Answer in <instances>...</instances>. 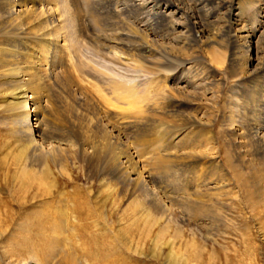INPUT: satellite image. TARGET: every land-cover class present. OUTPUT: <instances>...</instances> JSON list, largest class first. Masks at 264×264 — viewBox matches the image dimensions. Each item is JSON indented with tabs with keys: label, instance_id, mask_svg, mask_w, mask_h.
Returning a JSON list of instances; mask_svg holds the SVG:
<instances>
[{
	"label": "rangeland",
	"instance_id": "1",
	"mask_svg": "<svg viewBox=\"0 0 264 264\" xmlns=\"http://www.w3.org/2000/svg\"><path fill=\"white\" fill-rule=\"evenodd\" d=\"M55 1L65 45L53 56L35 40L28 49L46 75L32 132L46 146L44 171L9 130L0 82V264H264V146L228 111L245 89H264V0H177L184 14L168 16L159 1ZM233 4L232 26L224 13ZM236 24L255 27L249 46L235 39ZM104 130L150 195L114 175L103 150L80 148ZM185 133L208 140L192 166H170L167 149L182 151L175 137ZM202 174L226 185L202 191L204 208L184 210L181 185ZM202 209L217 219L201 224Z\"/></svg>",
	"mask_w": 264,
	"mask_h": 264
},
{
	"label": "bare ground",
	"instance_id": "2",
	"mask_svg": "<svg viewBox=\"0 0 264 264\" xmlns=\"http://www.w3.org/2000/svg\"><path fill=\"white\" fill-rule=\"evenodd\" d=\"M138 1L137 4L141 6L149 4L154 5L157 1L163 2V9L157 10L160 11L159 13L163 16H168L170 13L178 15L184 14L182 7L178 4L177 0ZM47 2L49 5L46 4ZM55 2V0H0V82L1 86H4V88L1 89V94L4 96V98L8 97L9 101L7 102V106L4 110L8 114V118L11 117V119L6 120H10L8 123L10 124V132L18 135L17 137L20 140L27 142L30 152L40 157V165L43 171L46 169L44 162L46 146L38 144V142H36V140L33 138L32 132L34 131V128H39L37 113L40 104V98L44 92L45 86H47L44 78L46 75L44 74L43 76L41 71L38 70V67L41 66L42 60H40L37 55H34V53H28V49L31 48V41L35 40L38 42V52L40 51L46 53L47 55L49 52H52L51 55L53 56V53H56L60 47L65 45L62 35L59 33H54L55 31L60 30L62 26L59 22L60 19L58 18L60 17V12L57 10V4L55 5ZM35 5H37V7H35ZM62 9L66 11L67 7L61 5V11ZM224 14L227 18L228 25L237 23L239 20L238 17L240 15V6L234 4L229 5V9H227V12ZM187 15L188 14H186V16ZM236 27L237 28H235L233 35L237 42L239 40L242 45H244V47L249 46V37H251L253 31H255V27H249L244 24H236ZM198 30L200 31V29ZM254 44L257 46V43ZM17 47L19 48L18 51H16ZM245 92L246 95L244 99L240 100V102L236 104L235 108H229V117L231 119L238 117L241 121H245L249 133H251V135H253V137H255L264 146V143L262 142L264 140V89L259 90L254 87H249L245 89ZM12 119H16L20 122V124H14V126L13 123L16 122H14ZM29 119L31 120L30 122L33 123H30L28 121ZM237 131L236 139H239L238 142H240V136L242 135L243 131L240 129ZM188 133L179 134L175 137V144L182 145V151L179 153L170 151V149L173 147L171 144H175L173 140H167L166 145L172 146L168 147L167 149L166 158L168 160V165L173 166L175 165V162L178 163L180 160H183L179 163L182 165V168L185 166L186 169L187 165V167H190L196 157L194 151L198 150L199 148L202 149L204 146L203 144L208 140L202 136V138L199 136L200 138L198 139L188 138L189 140L187 141V139L184 137H186ZM84 139L89 138L85 137ZM117 143L118 140L116 139V135H114L110 130H104L103 136L100 139L97 141H92L89 139L87 142L85 141L81 143L80 148L90 147L95 150H98V148L103 150V159L105 162L111 165V170L114 175H117L121 181L124 180L125 182L132 184L135 189H139L138 192L143 191L146 196L150 195V191L148 190L147 184L145 183V174L143 171H139L137 169L135 170L134 167L129 170L130 166H132L131 160L129 159L130 156L126 152L119 151L116 146ZM154 144H157V142L154 141ZM157 146L159 147V145ZM51 149L53 153L57 152L58 150L55 149L54 146ZM161 149L166 150L164 146ZM56 157L57 155L53 154L52 159H54V162L57 160ZM140 169L142 168L140 167ZM188 176L189 178L184 180L180 188L181 198L183 200L181 206L184 207V210L186 209L188 211L192 210L195 205L200 206L203 204V201L201 200L203 195L202 191H219L226 185V180L222 175L214 176L212 174H202L196 175L195 179L190 177V175ZM47 180V176L44 174L42 175V178L39 179V183L45 187V190L48 193L49 191L51 192L50 188H52L51 186L53 183H50ZM192 183L196 184L195 188L193 189L191 188ZM209 194L210 193L208 192V196ZM194 195L196 198L193 200V198L191 199V196ZM95 197L96 196H94L93 199L94 204L99 210L104 205L103 199L95 200ZM149 199L153 198L150 197ZM113 204L115 205L116 203L114 202ZM213 204L216 205L217 203L214 202ZM202 207L204 208L203 205ZM194 210L192 211L194 212ZM216 211L217 210L215 209L214 212ZM210 212L211 210L208 211V209H202L199 216H193L194 218L198 217L197 219H199L201 224L207 225L210 221L209 218L211 221L217 219L214 216L212 217L208 215ZM217 213L218 211L216 214ZM165 224H168V221H166ZM169 245H173V242H171ZM169 254H172L171 246Z\"/></svg>",
	"mask_w": 264,
	"mask_h": 264
}]
</instances>
